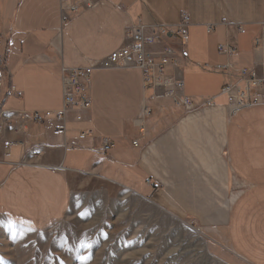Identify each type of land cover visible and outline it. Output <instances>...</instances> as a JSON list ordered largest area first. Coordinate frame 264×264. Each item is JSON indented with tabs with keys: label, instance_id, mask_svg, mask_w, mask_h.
<instances>
[{
	"label": "crops",
	"instance_id": "obj_1",
	"mask_svg": "<svg viewBox=\"0 0 264 264\" xmlns=\"http://www.w3.org/2000/svg\"><path fill=\"white\" fill-rule=\"evenodd\" d=\"M60 1L0 0V219L48 229L66 217L71 185L87 177L203 221L225 260L257 264L239 247L264 248V102L229 115L223 90L238 81L236 69L257 66L264 76V0H99L65 25ZM183 13L191 21L180 75L195 111L160 110L173 105L159 99L141 122V72L98 69L83 122L73 113L32 119L62 110L63 68L117 51L128 26H174ZM225 44L237 48L230 58L219 53ZM88 129L94 136L80 137ZM103 138L116 144L108 153Z\"/></svg>",
	"mask_w": 264,
	"mask_h": 264
},
{
	"label": "rangeland",
	"instance_id": "obj_2",
	"mask_svg": "<svg viewBox=\"0 0 264 264\" xmlns=\"http://www.w3.org/2000/svg\"><path fill=\"white\" fill-rule=\"evenodd\" d=\"M79 180L71 185L66 217L48 229L0 219V264H248L225 260L227 255L211 246L219 239L214 242L206 235L203 221L157 206L119 185ZM239 249L264 264V248Z\"/></svg>",
	"mask_w": 264,
	"mask_h": 264
},
{
	"label": "built area",
	"instance_id": "obj_3",
	"mask_svg": "<svg viewBox=\"0 0 264 264\" xmlns=\"http://www.w3.org/2000/svg\"><path fill=\"white\" fill-rule=\"evenodd\" d=\"M99 0H61V20L65 25L72 15L81 10L89 9ZM190 17L183 13L178 24L174 26L155 25L150 28L143 26H128L125 30L124 43L117 51L100 60H90L84 68H63L62 94L63 108L60 112L44 111L31 114L36 123H44L55 117L58 121L65 122L68 114L73 113L77 122L85 120L86 113L91 110L93 73L98 69H138L142 74L145 93L151 92L145 98L141 119L150 116L154 104L159 99L170 101L173 107H158L160 110L171 108L183 109L186 113L193 112L199 105L184 94V81L180 75L181 57L183 47L189 43ZM213 32V27H208V33ZM240 32H244L240 29ZM182 48V49H181ZM237 48L232 44L219 46V53L230 58ZM226 68H232L228 64ZM216 70H220L217 67ZM235 70V69H234ZM238 81L228 83L223 92L228 98L230 115L262 104L263 97L260 89L264 87V76L257 66L252 68L236 69ZM210 100L201 106L213 105ZM28 113H25L24 120ZM140 119V121H141ZM142 122V121H141ZM144 133V124L139 125ZM64 127L58 129L64 132ZM94 136L92 129L80 132V137ZM115 142L103 138L99 151L108 153L115 147ZM138 146V142H134Z\"/></svg>",
	"mask_w": 264,
	"mask_h": 264
}]
</instances>
